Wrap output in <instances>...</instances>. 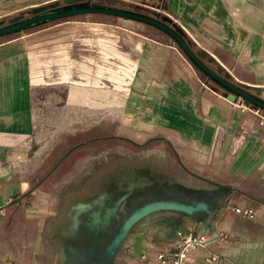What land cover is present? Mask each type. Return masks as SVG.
Here are the masks:
<instances>
[{
	"label": "rangeland",
	"instance_id": "374dc122",
	"mask_svg": "<svg viewBox=\"0 0 264 264\" xmlns=\"http://www.w3.org/2000/svg\"><path fill=\"white\" fill-rule=\"evenodd\" d=\"M52 1L55 0H0V19ZM100 3L129 9L139 7L145 12L156 11L170 17L182 27L190 40L191 36L197 40L198 43L193 44L196 49L206 48L216 52V57L226 66L224 71L230 73L233 81L264 87V5H258L251 11L245 6L246 2L239 3L242 10L236 4L237 11L257 21L259 28L254 30L253 40L244 42L241 53L235 55L224 51L227 28H234L233 14L227 0H107ZM254 5L257 6L256 3ZM246 27H242V33L246 32ZM32 32L23 37L22 32H18L0 38V41L29 45L32 49L33 73L30 130L23 138L24 142L16 146L19 149L17 154L12 153L13 158L0 164V171L13 173L9 182L0 184V191L12 189L18 194L34 192L31 195L34 198L32 206L51 209L55 213L51 216L53 226L62 208L78 194L84 196L94 191L96 182L103 176L124 165L145 163L191 187L227 188L223 206L211 221H217L219 217L228 221L230 214L247 220L255 219L236 211L224 213L223 207L228 200L235 208L252 209L256 218L264 220V214L260 216L264 205L249 200L247 196L249 194L264 201V164L256 168L264 155V110L242 99L229 100L225 96L227 90L202 73L208 83L201 86V92L207 91L211 95L209 100L217 105L218 101L227 103L225 125L213 120L210 128L203 130L206 135L184 136L181 145H175L169 140L170 136L163 132H143V125L135 117L139 106L136 104L131 108L130 98L126 96V78L131 76L135 67L134 55L139 35L161 38L166 34L150 25L106 14L74 16L24 31ZM68 37H75L83 48L93 49V52L84 53H92L98 60L92 68L89 62L83 65V75L88 78L83 80V85L98 86L102 91L101 97L95 95L97 89H90L89 93L83 95V104L68 102L69 91L75 85L76 68L68 48V44L73 46L76 41ZM99 68L103 71H99ZM96 75L100 76L98 83L94 81ZM261 97L264 99V91ZM244 113L248 116L245 117ZM153 123L158 124L159 121ZM107 135H115V139L93 141L95 144H92L91 139ZM84 142L87 145L78 147L77 154L70 157L66 168L55 170L47 178L53 165L67 150ZM204 143L205 151L200 149ZM39 222L36 217L28 220L31 226ZM157 228L135 227L126 238L114 264H127L126 260L134 262L139 257L142 259L145 254L138 253L134 257L127 255L125 246L137 233L152 230L155 232L154 238H159L161 227ZM56 229L58 227H50V239L47 238L48 255L53 264L58 262V244L54 237ZM248 230L249 233L234 238L220 230L221 236L217 237L216 244L237 246L249 240H264V227L251 224ZM178 239L179 233L175 245ZM0 241L9 242L1 226ZM174 250L175 246L170 252Z\"/></svg>",
	"mask_w": 264,
	"mask_h": 264
},
{
	"label": "crops",
	"instance_id": "0c3cea01",
	"mask_svg": "<svg viewBox=\"0 0 264 264\" xmlns=\"http://www.w3.org/2000/svg\"><path fill=\"white\" fill-rule=\"evenodd\" d=\"M227 1L229 10L233 14L234 28H227L224 51L228 54L239 55L243 49V43L248 42L249 39L253 40V32L259 28V24L244 13L237 11L236 4L240 6L241 3L246 2L245 6L253 11L255 7H259L258 5H264V2L252 0L254 4H257L256 6L248 0H239L238 3L237 0ZM244 26H247L246 32L242 33L241 29ZM33 33L22 32L21 34L23 37V35ZM165 36L160 38L139 35L138 47L134 55L135 67L131 76H128L126 96L130 98L131 108L139 106L135 117L143 125V132L150 134L163 132L170 136L169 140L175 145H181L182 137L203 135V130L209 129L213 120H218V123L225 125L227 103L218 101L217 105L216 102L213 103L209 100L211 95H208L207 91L201 92V86L208 81L178 45L167 35ZM68 39L76 41L73 46L71 43L68 44L70 46L68 48L71 50L70 56L77 64L80 55H82L80 52L83 51V44L79 45L75 37H68ZM191 40L194 45L198 43L192 36ZM249 45L253 48L250 43H248ZM203 49L213 56L218 64L226 68L224 63L216 57V52ZM31 50L28 44L0 41L1 165L4 164V161L13 158L12 153L17 154L19 149L16 146L24 142L23 138L28 135L30 130V111L33 101ZM262 50L264 52V49ZM217 63H212V65ZM100 70L103 71L102 68H99ZM82 73V69H80V73L79 69H74L75 85L69 91V103L83 104V95L89 93L90 89H97L94 94L101 97L102 91L98 86L83 85L84 75H81ZM235 80L238 81L236 77ZM246 84L253 85L247 82ZM244 115L248 116L247 113ZM156 120L159 121L158 124L153 123ZM204 135H206V131ZM200 149L205 151V143ZM262 164H264V155L256 168L259 169ZM6 173L8 172L0 171V175ZM8 174L10 175L7 179L2 180L0 184L11 180L12 171ZM31 195H34V192L27 191L18 194L12 189L8 192L0 191V226L1 231L6 232L9 238V242L0 241V264H53L50 254L48 255L47 238L50 239V227H53L51 216H54L55 213H52V210L47 207H33L34 198ZM79 195L75 196L66 207L73 200L79 198ZM247 196L249 200H256L264 205V201L259 198L249 194ZM66 207L62 208L60 215L63 214ZM77 207L78 204L73 208ZM263 212L264 208L260 216H263ZM229 216L230 220L228 221L222 220L223 217H219L217 221H211L206 231L203 230L202 224L194 223H189L186 227L181 228V230L192 228L198 232H205L212 239L208 248L192 251L197 264H210L205 258L210 250L219 254V261L216 264H264V240H249L237 246L216 244L218 242L216 234L220 230L226 231L234 238L237 235L249 233L248 227L251 224H255L256 227H264V220L259 217L247 220L236 214ZM35 217L39 218L40 222L38 225L31 226L28 220ZM159 227H161V231L158 232L159 238H154L155 232L152 230L133 235L132 241L125 246L127 255L132 257L138 253L145 255L142 259L139 257L134 262L125 258L127 264H148V262L156 264L155 256L158 251L170 252L174 249L177 237L173 234V228L166 224ZM223 227H228V229ZM69 230L72 228L66 227L63 232L66 233ZM57 258V264H61L63 258L60 259L59 246Z\"/></svg>",
	"mask_w": 264,
	"mask_h": 264
},
{
	"label": "water",
	"instance_id": "95a60500",
	"mask_svg": "<svg viewBox=\"0 0 264 264\" xmlns=\"http://www.w3.org/2000/svg\"><path fill=\"white\" fill-rule=\"evenodd\" d=\"M102 1L107 0H96V2L93 0H55L34 6L15 16L0 19V37L24 32L29 28L52 21L85 14H106L138 21L166 34L201 73L227 90L225 96L229 100L242 99L247 104L264 110V99L261 97L264 87L233 81L230 73L224 71V67L218 64L213 56L193 46L182 27L170 17L156 11L145 12L139 7L129 9L100 3ZM212 63H217V67L214 68ZM79 145H75L71 150ZM169 184L161 183L157 188L151 190L142 187L112 190L110 193L102 195L100 207L87 205L88 214L83 217L84 219H81V227H72V243L67 245L61 264H114L126 238L134 231V224L139 220L151 218L155 213L173 214L171 217L163 215L161 218L167 226L171 225L176 237H178L181 228L186 227L189 223L202 224L203 230H208L212 216L216 213L213 211L212 201L205 199L183 200L182 193L188 194L198 188L185 185L177 179L170 180ZM166 186H172L173 190L178 193L177 197L161 198L152 203L140 205L134 208L137 210L135 213H131L133 206L130 208V202L136 204L137 198L142 197L141 199L144 200V196L149 193L161 194ZM133 193L136 195L131 200L129 196ZM122 210L132 215H128L129 217L125 220L117 221L115 216L121 214ZM116 222H120L118 227L115 226ZM101 258L104 259L103 262H100Z\"/></svg>",
	"mask_w": 264,
	"mask_h": 264
},
{
	"label": "flooded vegetation",
	"instance_id": "af4514ba",
	"mask_svg": "<svg viewBox=\"0 0 264 264\" xmlns=\"http://www.w3.org/2000/svg\"><path fill=\"white\" fill-rule=\"evenodd\" d=\"M260 2H264V0H258ZM214 68L217 65H212ZM115 139V135H107L105 137H95L91 139L92 144H95L93 141L98 142L99 140H111ZM89 144V143H88ZM78 145V144H77ZM85 146L87 143H82L79 146ZM79 146L74 149L67 150L61 158H59L56 163L53 165V168L47 174V178L54 173L55 170L60 168H66L67 163L70 160V157L76 155ZM78 148V149H77ZM46 177V176H45ZM176 179L169 174H164L155 170L152 166L148 164H141L136 163L132 165H124L119 168L117 171H112L110 174L103 176L99 182H96V189L91 191L90 193L83 195H79V198L73 200L68 207L65 208L64 213L58 217V220L53 225V227H59L58 232L55 234V239L57 240L59 250H60V259L65 257V250L67 249V245L72 243V230L67 231L66 233L63 232L66 227H81L80 221L84 219L83 217L86 216L87 209L86 206L91 204L96 207H100L102 205L101 197L106 193H110L112 190L122 189H131L134 187H142L145 189H153L157 188L161 183H167L170 185V180ZM158 184V185H157ZM227 188L216 186L210 189H198L196 191H191L190 193H182L181 198L187 201H196L198 199H205L212 201L214 204V210L217 212L223 206V198L227 192ZM135 193L131 194L129 198L132 200L135 197ZM178 193H176L172 186H166L162 191L161 194L149 193L148 195L144 196V200L137 198V205L132 204L130 202V208L132 207V212L135 213L137 208L140 205H146L152 203L161 198H175L177 197ZM78 204L77 208L75 205ZM129 212H125L122 210L121 214H116L115 219L117 221L125 220L130 215ZM129 215V216H128ZM163 215L171 217L172 213H155L149 219L139 220L134 224L133 227H159L165 225L164 220L161 218ZM196 224V223H194ZM113 225V224H112ZM120 222H116L115 226H119ZM171 226V225H170ZM104 259L101 258L100 262H103ZM60 264V263H59Z\"/></svg>",
	"mask_w": 264,
	"mask_h": 264
},
{
	"label": "built area",
	"instance_id": "2783aa9c",
	"mask_svg": "<svg viewBox=\"0 0 264 264\" xmlns=\"http://www.w3.org/2000/svg\"><path fill=\"white\" fill-rule=\"evenodd\" d=\"M84 51H91V49L83 48V51L80 52V54L82 55H80L79 57V61L76 64V68L78 69V66H80V69H82L83 72L81 75L85 73V70L83 69L84 64L89 62L92 68L96 66L98 62L97 58H95L96 55H93L92 53L85 54ZM91 52H93V49ZM112 59L114 58L112 57ZM80 69H79V73H80ZM98 77L100 76L96 75L94 78V81L96 83H98ZM87 79H88L87 77L83 76V80H87ZM126 80H127L126 85L128 86V81H129L128 77L126 78ZM230 211L232 212L236 211V213H239L242 216L255 218V213L253 212L252 209H244L241 207L235 208L232 201L228 200L223 207V212L225 213ZM221 232L222 231L216 234V238L221 236ZM211 242L212 239H210L208 234L205 232L196 233L192 228L186 230H180L179 239L176 242L175 250L170 253L167 252L157 253L156 264H197L196 259L192 255V251L208 248ZM205 258L208 263L216 264L219 261V254L210 250Z\"/></svg>",
	"mask_w": 264,
	"mask_h": 264
},
{
	"label": "bare ground",
	"instance_id": "6f19581e",
	"mask_svg": "<svg viewBox=\"0 0 264 264\" xmlns=\"http://www.w3.org/2000/svg\"><path fill=\"white\" fill-rule=\"evenodd\" d=\"M51 97V96H50ZM54 102H55V100H54ZM46 143V142H45ZM49 143V142H48ZM43 144V143H42ZM46 145V144H45ZM44 145V146H45ZM40 150V149H39ZM38 151V150H37ZM36 153H38V152H36ZM40 155V154H39ZM8 173H6V174H1L0 175V182L2 181V180H5V179H7V177H8ZM224 229H228V227H223Z\"/></svg>",
	"mask_w": 264,
	"mask_h": 264
},
{
	"label": "trees",
	"instance_id": "16d2710c",
	"mask_svg": "<svg viewBox=\"0 0 264 264\" xmlns=\"http://www.w3.org/2000/svg\"><path fill=\"white\" fill-rule=\"evenodd\" d=\"M8 36V35H7Z\"/></svg>",
	"mask_w": 264,
	"mask_h": 264
}]
</instances>
